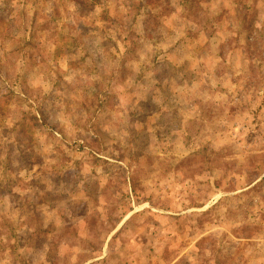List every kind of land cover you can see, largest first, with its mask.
<instances>
[{"label":"rangeland","instance_id":"rangeland-1","mask_svg":"<svg viewBox=\"0 0 264 264\" xmlns=\"http://www.w3.org/2000/svg\"><path fill=\"white\" fill-rule=\"evenodd\" d=\"M0 264H264V0H0Z\"/></svg>","mask_w":264,"mask_h":264},{"label":"trees","instance_id":"trees-1","mask_svg":"<svg viewBox=\"0 0 264 264\" xmlns=\"http://www.w3.org/2000/svg\"><path fill=\"white\" fill-rule=\"evenodd\" d=\"M37 122H38V121L36 120V118H34V124H35V125H36ZM123 217H124V216H123ZM121 220H122V217L117 218L116 223L113 225V229L116 227V225H117Z\"/></svg>","mask_w":264,"mask_h":264}]
</instances>
